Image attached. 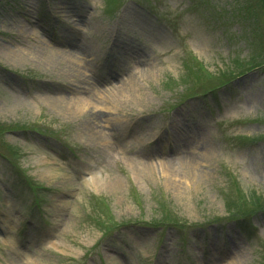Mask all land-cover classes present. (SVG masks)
I'll list each match as a JSON object with an SVG mask.
<instances>
[{
	"label": "rangeland",
	"instance_id": "rangeland-1",
	"mask_svg": "<svg viewBox=\"0 0 264 264\" xmlns=\"http://www.w3.org/2000/svg\"><path fill=\"white\" fill-rule=\"evenodd\" d=\"M0 264H264V0H0Z\"/></svg>",
	"mask_w": 264,
	"mask_h": 264
},
{
	"label": "bare ground",
	"instance_id": "bare-ground-1",
	"mask_svg": "<svg viewBox=\"0 0 264 264\" xmlns=\"http://www.w3.org/2000/svg\"><path fill=\"white\" fill-rule=\"evenodd\" d=\"M75 47V48H74ZM73 48H74V50H73V52L74 51H77V52H75V54L76 55H84L85 53H86V51H87V48L84 46V45H76V46H73ZM76 49V50H75ZM71 52V51H70ZM129 80V79H128ZM122 87H123V85H121L120 87H118L117 89H114V91H120L121 89H122ZM83 102H84V104H85V106L86 105H90L91 103V101L89 100V99H85V98H83ZM96 133V132H95ZM98 133V132H97ZM185 162H186V164L188 163V158L186 157L185 159ZM183 160V161H184ZM190 161H192L191 159H190Z\"/></svg>",
	"mask_w": 264,
	"mask_h": 264
}]
</instances>
